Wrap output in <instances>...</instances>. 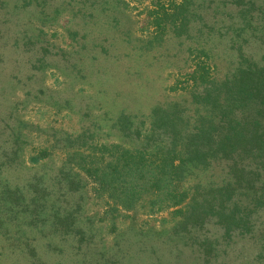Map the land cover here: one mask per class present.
<instances>
[{"label":"rangeland","instance_id":"rangeland-1","mask_svg":"<svg viewBox=\"0 0 264 264\" xmlns=\"http://www.w3.org/2000/svg\"><path fill=\"white\" fill-rule=\"evenodd\" d=\"M246 67L264 69V0H0V264H264V149H240L250 212L231 232L178 227L183 206L151 190L126 208L84 172L172 153L208 118L194 82Z\"/></svg>","mask_w":264,"mask_h":264},{"label":"trees","instance_id":"trees-1","mask_svg":"<svg viewBox=\"0 0 264 264\" xmlns=\"http://www.w3.org/2000/svg\"><path fill=\"white\" fill-rule=\"evenodd\" d=\"M191 94L205 110L200 119L206 115L208 118L199 124L190 138H175L172 153L151 155L143 150L120 149L119 156L108 167L84 168V172L93 176L101 190L107 191L126 208L132 207L144 192L151 190L165 195L167 204L183 206L178 209L181 215L178 227L202 226L214 218L227 232L240 230L248 224L250 212L240 211L242 199H236L234 193L242 186L237 178L240 149L245 155L260 157V161H255L259 174L264 166V154L253 153L264 149V123L262 117H251L254 104L264 105V69L246 67L231 77L195 81ZM259 94L261 96L256 99ZM155 113L156 110L153 117ZM248 117L251 119L245 121ZM212 163L215 166L224 164L222 183L210 184L205 190H199V185H193L192 190L181 187L186 178L194 181L187 170H196L199 174ZM244 186L252 187L248 182Z\"/></svg>","mask_w":264,"mask_h":264}]
</instances>
